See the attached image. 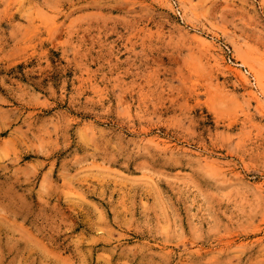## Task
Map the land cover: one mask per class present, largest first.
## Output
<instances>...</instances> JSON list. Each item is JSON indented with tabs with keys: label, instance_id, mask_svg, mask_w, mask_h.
I'll return each mask as SVG.
<instances>
[{
	"label": "rangeland",
	"instance_id": "374dc122",
	"mask_svg": "<svg viewBox=\"0 0 264 264\" xmlns=\"http://www.w3.org/2000/svg\"><path fill=\"white\" fill-rule=\"evenodd\" d=\"M0 264H264V0H0Z\"/></svg>",
	"mask_w": 264,
	"mask_h": 264
},
{
	"label": "bare ground",
	"instance_id": "6f19581e",
	"mask_svg": "<svg viewBox=\"0 0 264 264\" xmlns=\"http://www.w3.org/2000/svg\"><path fill=\"white\" fill-rule=\"evenodd\" d=\"M243 61H246V60H243Z\"/></svg>",
	"mask_w": 264,
	"mask_h": 264
}]
</instances>
